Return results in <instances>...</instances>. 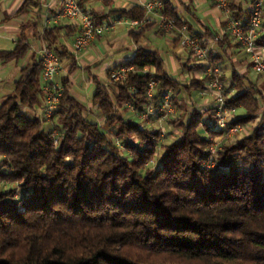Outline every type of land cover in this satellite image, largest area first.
Masks as SVG:
<instances>
[{"label":"trees","instance_id":"obj_1","mask_svg":"<svg viewBox=\"0 0 264 264\" xmlns=\"http://www.w3.org/2000/svg\"><path fill=\"white\" fill-rule=\"evenodd\" d=\"M161 12L177 23L164 3ZM120 14L144 18L137 7ZM43 40L60 63L71 58L52 31ZM27 49L19 41L0 58L18 59ZM119 66L132 67L122 81L93 78L91 106L63 76L49 120L37 112L45 103L40 59L2 100L0 264H264V93L256 82L232 70L226 86L221 74L235 108L227 128L245 131L219 140L212 154L223 130L209 108L186 97L206 87V65L202 79L182 82L158 52L138 48ZM166 91L172 117L158 110Z\"/></svg>","mask_w":264,"mask_h":264},{"label":"crops","instance_id":"obj_2","mask_svg":"<svg viewBox=\"0 0 264 264\" xmlns=\"http://www.w3.org/2000/svg\"><path fill=\"white\" fill-rule=\"evenodd\" d=\"M26 1L0 0V54L13 50L19 41L28 45L26 53L18 59L5 62L0 58V104L13 93L14 83L20 77L22 69L39 60V51L46 45L43 40V33L46 30L52 31L56 45L64 46L72 55L70 59H62L61 69L54 79L55 83L60 85L61 78L67 75L71 89L72 86H79L82 91L90 93V96L94 92L93 78L96 77L93 76L82 85L79 83L76 85L70 75L78 68L88 70L99 68L105 73L106 83L110 71L132 59L138 48L158 52L167 73L179 81L202 79L205 76L203 69L205 63L191 62L195 59L189 50L186 61L183 63L181 61L184 57L182 48H186L181 43V37L184 35L194 37L201 46L217 56L221 66L225 63L230 72L236 70L247 76L250 70L253 71L249 67V55L226 33L227 19L231 17V13L226 15L211 0H161L164 3V10L171 9L177 19L171 33L162 31L161 22L165 17L160 10L147 16L142 32L133 30L126 23L117 24L99 35L87 49L76 53L71 50V46L79 33L80 19L55 20V15L61 9V0H32L23 8ZM147 1L149 0H78L82 10L98 24L121 17L130 18L121 16L120 12L133 7L141 9V4ZM252 2L253 0H230L231 12L238 16V20L246 22ZM263 35L264 20L258 37ZM73 64L75 69L69 74ZM228 69L225 68L224 72L222 70L224 84L226 81L229 84L230 81L231 73L228 76L226 74ZM64 71L66 74H63ZM200 89L202 88L195 90L198 100L195 103L199 107L206 105L209 99V94L203 93ZM87 105L89 106V103ZM37 112L41 114L42 108L40 107Z\"/></svg>","mask_w":264,"mask_h":264},{"label":"built area","instance_id":"obj_3","mask_svg":"<svg viewBox=\"0 0 264 264\" xmlns=\"http://www.w3.org/2000/svg\"><path fill=\"white\" fill-rule=\"evenodd\" d=\"M212 3L222 10L226 15H230V0H211ZM163 8L161 0H149L141 4V9L144 12V18L133 19L123 18L118 20L107 21L103 24H97L93 19L85 13L78 3V0H61V9L55 15V20H75L80 19V29L78 35L75 37L71 50L73 52H80L87 49L91 43L103 32L112 29L117 24H129L133 30L139 32L142 30L147 22V16L150 13H155ZM264 0H254L250 6L249 17L246 22L229 17L227 19L226 33L249 55L252 62V70L264 77V44L258 45L256 43L261 30V25L264 20ZM161 28L167 33H171L175 27L172 19L165 18L161 22ZM181 43L191 53L193 59L202 61L206 65V74L209 77L206 81V87L203 93H208L212 96L209 104L205 108H209L213 114L216 129L223 130V134L219 139L210 144L209 149L212 154L217 151V142L224 139H234L241 135L244 130L243 127L237 125L227 128L228 122L233 119L235 108L228 105L223 95L224 87L221 81V69L212 62L209 50L200 45V43L190 35L181 37ZM39 59L41 63V83L45 92V103L42 109V115L45 119H51L53 112L57 106L59 98L62 95L63 89L60 85L55 83V76L61 69V63L57 55L46 45L41 47L39 51ZM132 67L119 66L110 71L112 81L118 82L124 80ZM144 72H148L147 69ZM155 86L154 80L150 79L147 96L149 98L153 95V88ZM172 94L166 91L162 97V103L159 111L164 113V116H169L176 112L172 101ZM149 113H153V108H148ZM56 143V141H55Z\"/></svg>","mask_w":264,"mask_h":264},{"label":"rangeland","instance_id":"obj_4","mask_svg":"<svg viewBox=\"0 0 264 264\" xmlns=\"http://www.w3.org/2000/svg\"><path fill=\"white\" fill-rule=\"evenodd\" d=\"M184 47H185V46H184ZM161 49H162V48H161ZM163 50H164V49H163ZM182 50H183V56H184V57H182L181 61H182V63H183V62L186 61V59H187V57H188V49H186V48H182ZM163 52H164V51H163ZM191 62H198V61L195 60V61H191ZM190 64H193V63H190ZM79 66H81V65H78V67H79ZM221 67H222L223 72L225 71V68L228 69V66L225 65V63H224V65H222ZM226 72H227V71H226ZM230 73H231V72H230V70L228 69V73H226L227 76H228ZM63 74H66V72L64 71ZM221 74H222V71H221ZM93 76H95V77L98 79V81H100L101 83H104L105 80H106L105 73L102 72L99 68H91L90 70H88V69H82V68L80 69V68H78V69L76 70V72H74V73H72V74L70 75L71 79H72L74 82H76V85H78V83H79L80 85H82L83 83H85L87 80H89V79L92 78ZM247 76H248L251 80L255 81L256 84H257V86L259 87V89L264 93V77L258 75L257 73H255L254 71H251V70L248 72ZM225 84L227 85V84H228V81H226ZM71 90H72V94H73L74 96H76L80 101H82V102L85 103V104L89 103V106H91V102L88 101V100H90V97H91V96H90V93L88 94L87 92L82 91L81 87H79V86H76V87L72 86V89H71ZM200 90H202V92L204 91V89H200ZM90 91H91V88H90ZM195 92H196V91H193L190 95H187V96H186L187 99H191L194 103L198 101V100H196V95H197V93L195 94ZM229 96H230V95H229ZM208 97H209V99H208V101H206V102H207L206 105L209 104L210 101L212 100V96H211L210 94H209ZM261 105H262V108L264 109V102H263ZM203 107H205V106L203 105ZM121 112L123 113V110H121ZM241 113H242V111H241L240 109H237V110H236V114H241ZM169 117H172V115L169 116ZM164 123H165L164 118H161L160 121L158 122V126L167 129L168 127H167L166 125H164ZM164 126H165V127H164ZM163 131H164V130H163ZM244 131H245V130H243V132H244Z\"/></svg>","mask_w":264,"mask_h":264}]
</instances>
